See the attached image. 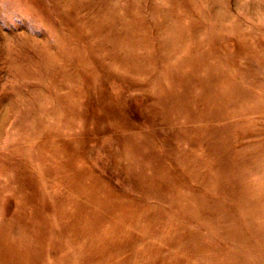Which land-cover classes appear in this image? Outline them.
<instances>
[{"label": "rangeland", "instance_id": "1", "mask_svg": "<svg viewBox=\"0 0 264 264\" xmlns=\"http://www.w3.org/2000/svg\"><path fill=\"white\" fill-rule=\"evenodd\" d=\"M0 264H264V0H0Z\"/></svg>", "mask_w": 264, "mask_h": 264}]
</instances>
